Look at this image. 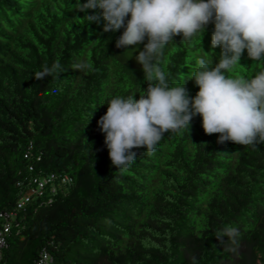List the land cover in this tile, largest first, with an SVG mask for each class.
<instances>
[{
    "label": "trees",
    "instance_id": "1",
    "mask_svg": "<svg viewBox=\"0 0 264 264\" xmlns=\"http://www.w3.org/2000/svg\"><path fill=\"white\" fill-rule=\"evenodd\" d=\"M75 3L0 0V212L14 211L0 264H32L42 248L52 264H264V142L218 143L197 114L188 130H166L151 153L134 148V163L116 170L96 124L101 103L136 98L149 82L131 46L115 47L121 29L84 22ZM211 30L200 42L177 34L165 46L160 67L170 85L198 56L210 57L200 52L207 42L217 51ZM250 60L242 55L228 74H254ZM80 62L88 67L74 69ZM54 63L58 75L32 78ZM184 84L194 95L193 81Z\"/></svg>",
    "mask_w": 264,
    "mask_h": 264
},
{
    "label": "clouds",
    "instance_id": "2",
    "mask_svg": "<svg viewBox=\"0 0 264 264\" xmlns=\"http://www.w3.org/2000/svg\"><path fill=\"white\" fill-rule=\"evenodd\" d=\"M74 8L84 13V22L103 21L106 33L121 29L115 47L131 46L149 82L136 98L117 95L101 103L107 107L96 124L116 170L134 163V148L143 146L151 153L166 130H188L197 114L206 134H219L218 143L264 142V0H76ZM209 23L210 49H220L215 63L212 56H198L195 69L170 85L160 67L165 46L177 34L185 40L197 36L200 42ZM245 52L260 65L259 70L250 66L248 72L254 71L250 76L229 75L241 65ZM87 67L80 62L74 69ZM62 71L59 63L45 64L32 78L40 80ZM185 79L197 86L194 95L188 94ZM153 80L156 83H150ZM224 234L235 238L238 232L228 228Z\"/></svg>",
    "mask_w": 264,
    "mask_h": 264
},
{
    "label": "built area",
    "instance_id": "3",
    "mask_svg": "<svg viewBox=\"0 0 264 264\" xmlns=\"http://www.w3.org/2000/svg\"><path fill=\"white\" fill-rule=\"evenodd\" d=\"M54 178V175L51 174L48 177H44L41 180H37V186L36 188H32L28 190L26 193H24L20 199L16 203V208H21L28 200L30 199V196L38 192L40 193L44 189V185L48 183L50 180ZM62 182H69L70 178L67 175H64L61 177ZM54 189L52 188V191ZM14 214V211H3L0 212V257H1V252L2 249L6 246V240H5V235L9 231L10 228V217ZM32 264H52V256L50 253L45 249L42 248L38 256L34 259Z\"/></svg>",
    "mask_w": 264,
    "mask_h": 264
},
{
    "label": "bare ground",
    "instance_id": "4",
    "mask_svg": "<svg viewBox=\"0 0 264 264\" xmlns=\"http://www.w3.org/2000/svg\"><path fill=\"white\" fill-rule=\"evenodd\" d=\"M207 40H208V39H207ZM207 45H208V42L205 44V47H204V48H202V50H203V51H200V52H203V53H201V54H205V53L208 51V52L210 53V56H212V57H213L215 52H217V51H220V49H219V46H217V49H216L217 51H215V52H214V51H212V52H213V53H212V52H210V50H209V48H208V46H207ZM242 55H246V52H245V53H243ZM214 57H215V56H214ZM250 62H251V67H252V66H253V64H254L255 62H254V61H252V60H250Z\"/></svg>",
    "mask_w": 264,
    "mask_h": 264
}]
</instances>
